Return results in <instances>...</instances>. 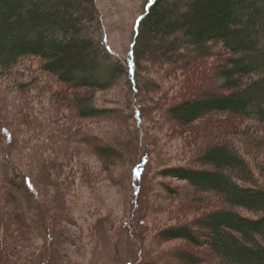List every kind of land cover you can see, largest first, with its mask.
Listing matches in <instances>:
<instances>
[{
	"label": "rangeland",
	"instance_id": "374dc122",
	"mask_svg": "<svg viewBox=\"0 0 264 264\" xmlns=\"http://www.w3.org/2000/svg\"><path fill=\"white\" fill-rule=\"evenodd\" d=\"M146 1L96 0L101 21L94 36L112 60L127 58ZM153 49L157 55L169 54L165 45ZM217 64L215 58L200 60L193 70L184 60L172 67L162 62L142 64L136 92L122 77L111 89L93 95L95 107L115 111L98 119L80 118L71 104L80 91L44 73L38 59H23L0 76V130L12 132V144L0 139V224H6L0 226V264H41L47 226L34 220L42 210L52 217L56 230L50 264H187L179 259L181 253L199 264H212L206 245L162 242L158 232L170 226H195L201 216L222 208L218 198L161 177L168 167H195L200 151L209 145L224 141L236 148L252 167L257 185L264 188V126L245 118L211 115L183 128L165 114L169 104L214 92ZM137 108L142 110L138 121ZM251 133L254 143L248 139ZM97 146L114 147L124 158L106 167L95 152ZM146 152L151 162L142 183L139 213L131 222L137 234L132 237L126 224L131 221L130 168ZM47 162L54 166H46ZM13 168L19 170V181L32 178L40 202L9 184L10 179L18 183ZM166 186L176 195L168 194ZM200 198L210 206L189 210L190 202ZM239 213L252 216L244 210Z\"/></svg>",
	"mask_w": 264,
	"mask_h": 264
},
{
	"label": "trees",
	"instance_id": "16d2710c",
	"mask_svg": "<svg viewBox=\"0 0 264 264\" xmlns=\"http://www.w3.org/2000/svg\"><path fill=\"white\" fill-rule=\"evenodd\" d=\"M100 21L96 0H0V76L23 59H38L44 73L80 91L70 102L78 116L98 119L111 117L115 111L95 107L93 95L111 89L122 77L136 92L142 64L162 62L172 67L184 60L193 70L200 60L215 58V91L166 105L165 114L183 128L211 115L245 118L264 126V0H147L124 62L112 60L94 36ZM154 45L167 46L169 54H154ZM137 110L136 121L142 116L141 108ZM0 139L12 144V132L1 129ZM248 139L256 142L252 133ZM95 152L106 167L124 158L121 151L110 146H97ZM200 152L195 167H168L161 177L184 182L196 194L218 198L222 208L207 212L195 226L163 228L158 238L162 242H186L195 248L206 245L212 264H264V188L257 185L245 157L228 142L220 141ZM150 162L146 152L130 168L132 207L131 221L126 224L132 237L137 234L131 222L139 213L138 200ZM18 172L13 168L18 183H10V179L9 184L40 202L32 178L24 176L19 181ZM165 190L170 195L177 193L169 186ZM190 204L191 211L204 210L210 201L200 198ZM239 210L252 216H244ZM138 222L144 224L141 219ZM34 223L47 226L46 253L41 264H50L55 253L54 222L42 210ZM179 256L187 264H199L187 253Z\"/></svg>",
	"mask_w": 264,
	"mask_h": 264
}]
</instances>
